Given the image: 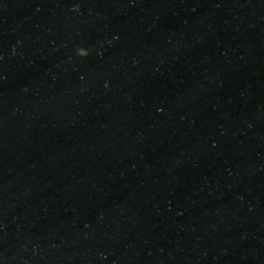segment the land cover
I'll return each instance as SVG.
<instances>
[{
    "label": "water",
    "instance_id": "obj_1",
    "mask_svg": "<svg viewBox=\"0 0 264 264\" xmlns=\"http://www.w3.org/2000/svg\"><path fill=\"white\" fill-rule=\"evenodd\" d=\"M0 264H264V0H0Z\"/></svg>",
    "mask_w": 264,
    "mask_h": 264
}]
</instances>
